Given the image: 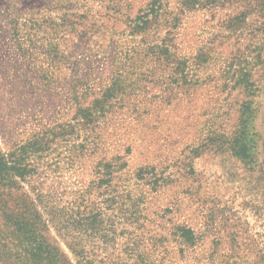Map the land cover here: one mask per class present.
I'll list each match as a JSON object with an SVG mask.
<instances>
[{
    "label": "rangeland",
    "instance_id": "374dc122",
    "mask_svg": "<svg viewBox=\"0 0 264 264\" xmlns=\"http://www.w3.org/2000/svg\"><path fill=\"white\" fill-rule=\"evenodd\" d=\"M258 1L0 0V152L100 216L98 261L264 264Z\"/></svg>",
    "mask_w": 264,
    "mask_h": 264
},
{
    "label": "trees",
    "instance_id": "16d2710c",
    "mask_svg": "<svg viewBox=\"0 0 264 264\" xmlns=\"http://www.w3.org/2000/svg\"><path fill=\"white\" fill-rule=\"evenodd\" d=\"M223 2H233L235 6L243 8L239 11L242 15L250 8V0ZM241 2H245V5H241ZM255 6H258L256 10L264 12V0L256 2ZM24 151L23 146L18 148V154L0 152V241L2 235H10L13 246L11 249L7 247L4 262L71 264L61 249L47 242L45 235L53 232L72 255L75 264H103L95 259L96 252L101 250L100 216L90 213L83 200L61 203L41 193L39 188H29L33 170ZM16 193L18 196L13 199ZM19 199L20 203L17 202ZM9 200L16 202L13 208L8 205ZM0 246L6 248L2 242Z\"/></svg>",
    "mask_w": 264,
    "mask_h": 264
}]
</instances>
